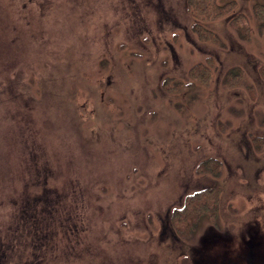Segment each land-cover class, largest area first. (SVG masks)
Masks as SVG:
<instances>
[{
    "label": "rangeland",
    "instance_id": "374dc122",
    "mask_svg": "<svg viewBox=\"0 0 264 264\" xmlns=\"http://www.w3.org/2000/svg\"><path fill=\"white\" fill-rule=\"evenodd\" d=\"M231 1L249 36L213 42L190 0H0V264H172L203 188L180 238L264 236L261 0Z\"/></svg>",
    "mask_w": 264,
    "mask_h": 264
},
{
    "label": "trees",
    "instance_id": "16d2710c",
    "mask_svg": "<svg viewBox=\"0 0 264 264\" xmlns=\"http://www.w3.org/2000/svg\"><path fill=\"white\" fill-rule=\"evenodd\" d=\"M192 5H196V8L199 7L200 13L196 12L194 17H199L200 20L195 24V30L200 34L203 40L219 42L218 36L204 24H199V22H208L210 20L217 19L222 16L229 18L232 22V26L237 30L242 36L248 37L250 32V26L247 16L241 11L236 10V4L234 1L227 2L225 4L219 5L216 3V0H190ZM253 14L256 22L258 23L261 33H264V0L258 1L253 5ZM210 61V59H208ZM230 75V74H229ZM190 76L192 79L198 81L208 80V75H206V69L203 65L198 64L196 67L192 68ZM238 75H235L233 79L229 77L228 83L235 84L239 82ZM194 80L186 83V87H193ZM209 163L214 165H219V162L215 159L207 160L200 164V170H204L203 167H209ZM213 172V171H211ZM215 173V172H214ZM211 190L197 191L195 193L189 194L186 198L184 207L178 209L174 213L173 219L180 223L182 227L189 226L191 222L202 212L207 211L208 209L214 206L215 196L210 193ZM186 227V228H187Z\"/></svg>",
    "mask_w": 264,
    "mask_h": 264
},
{
    "label": "flooded vegetation",
    "instance_id": "af4514ba",
    "mask_svg": "<svg viewBox=\"0 0 264 264\" xmlns=\"http://www.w3.org/2000/svg\"><path fill=\"white\" fill-rule=\"evenodd\" d=\"M205 190H208V188H203L198 190V192ZM168 217V226L176 235L174 238L183 243L178 247L179 253L177 252V258L174 259L172 264H264V236L254 235L251 233L253 231L247 233L245 236H214L217 240L222 238L227 239L226 241H230L232 238L235 240L227 247L223 245L218 246L217 244L210 245L207 251H205V245H202V243H192L194 235L191 232L194 228L185 234L191 233L190 235H183L180 238V223L173 219L174 214L172 212ZM164 226L165 228L167 227L166 223ZM232 227H229L230 230ZM211 231L213 230L210 229ZM241 232L240 230L239 233L242 234ZM209 239L205 238L204 240L208 241ZM205 243L206 245L210 244L208 242ZM209 249L210 251H208Z\"/></svg>",
    "mask_w": 264,
    "mask_h": 264
}]
</instances>
